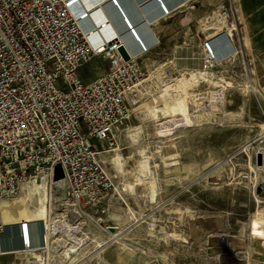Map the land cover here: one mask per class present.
<instances>
[{"label":"rangeland","instance_id":"1","mask_svg":"<svg viewBox=\"0 0 264 264\" xmlns=\"http://www.w3.org/2000/svg\"><path fill=\"white\" fill-rule=\"evenodd\" d=\"M171 2L161 8L164 12L161 18H169L153 30L157 46L139 59L149 74L144 78L147 81L140 84L143 89L148 87L145 92L154 89L152 82L161 85L188 69H202L203 44L210 42L208 35L214 33L206 31L203 23L211 22L210 18L215 16L218 8H231L235 20L233 0ZM175 4L184 8L170 16L165 15ZM235 22L239 28L238 21ZM220 25L223 32L230 28L228 23ZM200 33L207 37L201 46L197 45L203 40ZM236 38L238 42L240 37ZM109 64L106 60L92 59L78 70V76L85 83L91 82ZM247 66L240 56L222 64L225 75L218 78L231 82L226 80L230 85L225 102L220 104L223 111L214 112L216 118L211 124L185 129L180 123L173 135L162 139L155 137V124L140 121L141 106L147 100L148 92L141 94L130 105L126 123L116 128L111 145L104 147L101 160L112 181V189L98 207L102 213L87 211L86 215L77 212L79 215L71 216V207L64 204L63 189L52 185L54 200L50 211L59 217L52 220L63 221L72 229L55 238L49 236V260L46 259L45 264H264V143L260 144L261 138H257L264 134V122L260 117V98L250 95L252 92L243 94L249 85L243 79ZM148 76L155 80L150 82ZM209 90L205 83H200L198 94L204 95L197 98L195 106H206L208 111L211 110ZM254 90L264 97V91L255 87ZM195 106L189 103L190 114H199L193 113ZM238 113L240 116L233 120L225 118V115ZM139 126L143 129L139 133L140 145L135 148L128 132ZM138 147L150 158V170L143 185L128 190L111 161L119 155L126 160L125 169L130 170L143 156L137 155ZM258 147L263 150L260 164L259 153L255 152ZM42 183L40 180L36 184ZM150 183L152 188H149ZM32 184L18 195L25 198L28 210L47 198L44 191L31 193ZM13 227L5 226L0 246L8 244ZM114 234H118L116 239L110 236ZM72 241L79 245L74 248L75 259L69 262L62 255ZM22 256L1 254L0 264H28Z\"/></svg>","mask_w":264,"mask_h":264},{"label":"built area","instance_id":"2","mask_svg":"<svg viewBox=\"0 0 264 264\" xmlns=\"http://www.w3.org/2000/svg\"><path fill=\"white\" fill-rule=\"evenodd\" d=\"M71 6L66 0H0V205L32 179L54 182L55 166L71 216L101 214L98 207L112 189L100 157L126 123L137 89L144 90L139 84L147 72L139 59L158 42L149 49L139 45L123 61L116 37L92 42L81 25L90 10L73 12ZM220 13L229 18L234 38L231 8ZM203 46L217 56L210 42ZM92 59L110 64L85 83L78 70ZM48 216L59 219L52 211ZM35 225L36 235L28 222L14 225L17 236L25 231L23 249L44 248L42 224ZM4 228L0 224V236Z\"/></svg>","mask_w":264,"mask_h":264},{"label":"bare ground","instance_id":"3","mask_svg":"<svg viewBox=\"0 0 264 264\" xmlns=\"http://www.w3.org/2000/svg\"><path fill=\"white\" fill-rule=\"evenodd\" d=\"M66 1L68 4L72 3L71 10L73 12L74 11L78 12L79 10L77 9H80L83 6H85L88 10H90L91 16L87 20L82 22L81 25L83 26L82 27L83 32L87 35V37L92 42L96 41V39H100V38L108 39L110 37L115 36L119 44L124 49L127 50L128 54H131V55L134 54L137 51V49H140V46L145 48V45H147V42L142 40L141 37L139 36V33L141 31L136 32L135 30L143 26L147 28L150 27L149 26V24H151L150 22L153 23V26H157L158 23L156 22V20L160 19L164 13L161 10L162 7H165L163 6V4L165 5L168 3L169 4L172 3L171 0H120L119 2L120 3V8H119L120 18L119 19L120 21L125 20L126 25L124 24V28L122 32L119 33L116 27L113 26V24L115 23L113 19L111 18L112 16H108L106 15L105 12H103V8L108 4L115 3L118 6L117 0H115V2H111V0H105V1L104 0H76L75 2L74 0H66ZM133 8L135 9V12H136L135 14H137V15L134 14V16H136L135 20H128V18L126 17V13H124L122 10L127 9V11H129V13L131 14V12L133 13L132 11ZM183 8L184 7H181L175 4L173 7V10L169 12H165V15L170 16L172 13L177 12ZM220 9L221 7L218 8V12L215 14V16L210 18L211 22L205 21L203 23V26L205 27L206 31H214V33H211L208 35L209 39H212V38L215 39L214 37H217L219 34L221 35L222 33H225L223 32L222 26L220 25V23L222 25H226L228 23L227 20L229 18L226 15H222L220 13ZM100 15L102 16V20L98 19ZM96 18L98 21L96 20ZM107 18H108V21H107ZM164 18L165 16L163 17V19ZM117 24L119 23L117 22ZM127 25L129 26V28L127 27ZM232 31L233 29L231 27L227 29L226 31L227 35L230 38H232L233 36ZM128 35L129 36L133 35L134 39L133 38L132 39L134 41L129 39ZM155 39H156L155 36L152 37V40L154 41L153 43L156 42ZM138 42L140 44H138ZM214 44H217V42ZM229 45L231 46V44ZM203 53L204 55H203L202 63L205 64V66L202 65V69L186 70L187 72L180 74L179 77L172 79L168 83H164L162 86H158L157 88H159V92L156 94L153 91H147L148 101L146 100L145 103L141 106L143 110H142V118L140 121L142 122V124L149 123V122H152L153 124H155L156 126L155 127V137L156 138L162 139L164 137L173 135L174 130L180 125V123L184 124L182 127H184L185 129L192 127V126L211 124L213 122L212 119L216 118L214 112L219 111V110L223 111L222 108L220 107V104H223L225 102V94L229 90L228 85H230L228 82H226V80L227 81H230V80L226 78H218L215 72L219 69L220 64L222 65L227 62H232L235 55H232L231 57H229V59L221 62L217 58L216 55L212 59L210 56L211 51L209 52L205 47L203 49ZM216 64L218 66L214 68ZM208 71L212 73L210 74ZM210 75H213L214 77L212 78ZM148 78L151 81L155 80L154 78L150 76H148ZM164 79H166L165 81L168 80L166 76L164 77ZM144 81H147V79L142 80L141 83L142 82L144 83ZM201 82L205 83V85L208 86V89H210L207 92V96H208L210 107H211L210 111L206 109V106L202 108L200 107L198 108L197 105L195 106V102L197 101V98L198 97L200 98L202 95H204V94H198V87ZM145 88L148 89L147 86ZM145 88L144 90H142L143 91L142 93L140 92L141 91L140 89H137V98L141 96V94L146 95L147 92H145ZM151 90H154V89L151 88ZM253 90H254L253 86L249 84L248 86L244 88L243 94H248L249 92L253 93ZM190 102L194 104L196 108V111L193 113H199V114L193 115L189 113L188 106ZM238 116H240V113L225 115V118L233 120L235 117H238ZM191 117L193 118V120H191ZM142 129H143L142 126L136 127L133 130L129 129L130 131L128 132L129 133L128 137L130 138L131 145L135 146V148H137V146L140 145L139 133L142 132ZM261 150L262 148L258 147V150H256L255 152L259 153L260 155ZM137 151L136 152L139 157L142 155L143 156L140 157V160L137 161V164L134 167H132L130 170L125 169L126 160L119 155L117 156L116 159L111 161V164L113 168L115 169V172L124 179L122 183L128 190L133 189L134 186L143 185V181H144L143 179L147 177V174L149 173V170H150V166H149L150 158L146 156L144 154L145 151L141 150L139 147ZM136 152L134 153L136 154ZM100 158H102V154ZM125 176L128 177L130 180L128 181L125 178ZM40 180H43V183L37 186L36 183L39 182ZM29 184H32L31 185L32 187L30 190L31 193L37 194L39 192L44 191L47 197L44 201H38L32 210L27 209L25 198L18 197L19 193H21L24 187H26ZM151 184L152 183H150L149 185ZM52 185L54 187L62 186V182L56 181V182L51 183L45 179H39V180L32 179L28 183L20 186L18 193L15 196L16 198H13L11 199V201L4 202L0 205V224L2 226H10V225H15V224L17 225L22 222H28L30 224V231L32 230L33 234L36 235L37 231L36 229H33V228L36 226L35 225L36 223L41 222L42 228L44 230V236H43L44 248L42 249L40 248L38 250L23 249L25 231L24 229H21L17 237L16 235L14 237V233H12L10 235L11 236L10 241H8L9 240L8 238L6 239L11 245H15V246H11L14 249L11 248V250L6 251L4 250L5 246H0V255L1 254L23 255L25 257L23 256L22 257L26 258L30 264H45L46 259L49 260V258L47 257V255L49 254L48 252V247H49L48 241L50 239L49 236L52 235L53 238H55L61 232L65 233L67 230L69 231L72 229L68 224L64 223L63 221L62 222L59 220L50 221L49 219L48 212H50L51 210L50 209L51 201L54 200ZM152 186L153 185H151V187L149 188H152ZM37 187H42V189L39 190ZM117 196L119 197L118 194ZM28 211L30 212L29 214L30 216H28ZM117 235L118 234H114L110 236H112L113 239H116ZM15 240L16 242H14ZM77 245H79V243L74 242V241L71 242V245L68 247V249L63 252L62 256L64 257V259H67L69 262H72L75 259V257L73 256H76L77 253L76 254L74 253L76 252L74 251V248ZM45 253H46V256H43ZM70 253H72V255H70Z\"/></svg>","mask_w":264,"mask_h":264},{"label":"crops","instance_id":"4","mask_svg":"<svg viewBox=\"0 0 264 264\" xmlns=\"http://www.w3.org/2000/svg\"><path fill=\"white\" fill-rule=\"evenodd\" d=\"M117 2H118V6L115 3H111L112 5L111 4L106 5L103 8V12H105L106 15H108V16H112L111 18L113 19V21L115 23V24H113V26L116 27V29H117V31H119V33H121L123 28H124V24L126 25V22H125V20L120 21V19H119L120 18V9H119L120 8V3H119L120 0H117ZM113 4L115 5V7ZM112 6H113V8H112ZM232 7H233L234 18H235V20L238 21V25H239L237 35L235 34L234 38L233 37L230 38L227 35V33L225 32V33H222L221 35L219 34L217 37H214L215 38L214 40H212V39H208V40L212 44L214 50L216 51L217 57L221 62H223L224 59H226L227 57H231L232 55H235V57L240 56L244 60V62H247L248 66H247V72L243 77L244 81L249 82V84L252 85L253 88L255 87L258 90L261 89L262 91H264V89H263L264 88V0H233ZM122 11L124 13H126V17L128 18V20H135L136 16H134V14L136 12H135L134 8L132 10L133 13L130 10L131 14L129 13V11H127V9H124ZM101 15L98 18L99 20H102ZM135 15H137V14H135ZM167 18H169V17H167ZM167 18L157 19L156 20V22L158 23L157 26H153V23L150 22L151 23V24H149L150 27L147 28V27L143 26V27L138 28L137 29L138 31L135 30L136 32L141 31L139 33V36L141 37L142 40L147 42V45H145L146 49H149L151 47V45L153 44L154 41L152 40V37L155 36V38H156L155 40H157V37L154 34L153 30L156 27H159L161 25V23L164 22ZM96 20H97V18H96ZM107 21H108V18H107ZM117 22L119 24H117ZM121 22H122V24H121ZM127 27L129 28L128 25H127ZM198 35H200L203 38V40L200 41L199 44H197V45L201 46V44L203 42L207 41V39H206L205 35L202 33H200ZM236 37H240V40L238 42L236 40L238 38H236ZM128 38L133 40L134 36L130 35ZM226 39H228V40H226ZM216 42H217V44H214ZM229 44H231V46ZM137 48H138V46H137ZM197 50L198 51L196 54L198 55L200 53L198 47H197ZM236 52H238V55ZM147 54H148V52L146 54L143 53L142 56H145ZM183 61L187 62L188 58H186V59L183 58ZM221 67H222V65L220 64L219 69L216 72L214 71L218 77H220L222 74H225L222 72ZM226 75H227V77H229V74H226ZM152 78H155V77H152ZM241 78L242 77H240L239 79H241ZM149 81L152 82L150 79H149ZM164 83H167V82H164ZM164 83L159 85L158 83L156 84L155 82H152L151 86L153 85L152 87H154V90H152V91L155 94L158 93L159 88H157V87L162 86ZM250 95H254V96L260 98V113H261L260 117H261V122H264V97L261 94H259V92H257V91H253V93H251ZM259 137L261 138V143L263 144L264 143V134L257 136V138H259ZM257 138H253L252 140H255ZM11 230H12V233H14V237H15V235L17 237L16 227H13ZM14 242H16V240ZM11 246H15V245H11L9 242H8V244L6 243L4 250H6V251L11 250V248H12ZM12 249H14V248H12Z\"/></svg>","mask_w":264,"mask_h":264},{"label":"water","instance_id":"5","mask_svg":"<svg viewBox=\"0 0 264 264\" xmlns=\"http://www.w3.org/2000/svg\"><path fill=\"white\" fill-rule=\"evenodd\" d=\"M117 52L123 61L128 59V54L121 45L117 48ZM257 159H258V164H260V159H261L260 155H258ZM61 178H62V173H61L60 168L58 166L53 167V169H52V181L55 182V181L60 180Z\"/></svg>","mask_w":264,"mask_h":264},{"label":"trees","instance_id":"6","mask_svg":"<svg viewBox=\"0 0 264 264\" xmlns=\"http://www.w3.org/2000/svg\"><path fill=\"white\" fill-rule=\"evenodd\" d=\"M34 239H35V236L33 237V241H34Z\"/></svg>","mask_w":264,"mask_h":264}]
</instances>
